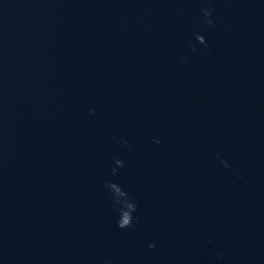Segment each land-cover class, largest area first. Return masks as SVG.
<instances>
[{
    "label": "water",
    "instance_id": "obj_1",
    "mask_svg": "<svg viewBox=\"0 0 264 264\" xmlns=\"http://www.w3.org/2000/svg\"><path fill=\"white\" fill-rule=\"evenodd\" d=\"M0 264H264V0H0Z\"/></svg>",
    "mask_w": 264,
    "mask_h": 264
}]
</instances>
